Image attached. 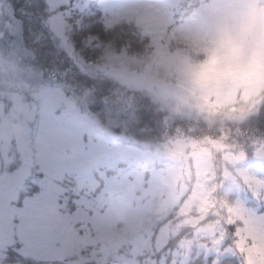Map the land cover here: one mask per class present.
Returning <instances> with one entry per match:
<instances>
[{
	"label": "rangeland",
	"instance_id": "1",
	"mask_svg": "<svg viewBox=\"0 0 264 264\" xmlns=\"http://www.w3.org/2000/svg\"><path fill=\"white\" fill-rule=\"evenodd\" d=\"M132 3L30 0L21 4L15 17L11 2L0 0V40L7 44L5 35L17 34L19 22L13 17L30 18L31 23L30 7L44 15L39 31L44 36H34L38 61L37 57L22 59V50L17 57L0 53V264H56L66 256L79 258L80 264H151L152 259H159L141 255L149 237L135 230L140 210L134 193L144 185L145 173L157 178L152 165L163 152L161 136L169 127V121L159 117L165 112L157 108L167 111L173 104L165 94H153L154 104L152 99L150 105L138 104V97L139 102L144 95L148 97L142 95L148 86L135 73L126 77L117 71L111 76L127 87L107 88L105 96L110 101L105 103L99 91L78 84L81 72H87L91 63L82 62L72 48V42L85 38L71 29V24H79L81 12L91 6L100 9L102 17L92 22L103 20L111 28L130 23L131 14L139 13L128 6ZM240 29L241 40L233 44L226 59L243 47L247 32L243 25ZM45 33L51 34V46L38 45L46 39ZM236 71L249 84L255 83L253 78L264 80V53L259 60L253 56L238 64ZM72 89L81 96L79 102L71 98ZM86 89L92 90L91 95H84ZM257 101L255 112L264 105V93ZM182 103L176 100V111ZM140 105L156 122L147 133H137V138L155 140L134 145L120 131L124 122L137 120ZM234 111L235 117L229 118L238 121L249 115ZM135 126H131L133 131ZM109 128L115 135L109 136ZM242 130L243 125L238 133L233 128L231 141L197 129L180 137L192 148L206 145L202 149L205 159L220 156L218 165L212 164L215 192L202 200L198 218L182 213L185 223L180 229L188 228L195 237L193 243L198 240L202 245L199 255L230 258L234 264H264V128L249 135ZM208 171L203 169L205 175ZM37 211L45 214L38 232L31 223ZM100 239L103 248L98 247ZM151 243L159 247L168 241L152 236Z\"/></svg>",
	"mask_w": 264,
	"mask_h": 264
},
{
	"label": "clouds",
	"instance_id": "2",
	"mask_svg": "<svg viewBox=\"0 0 264 264\" xmlns=\"http://www.w3.org/2000/svg\"><path fill=\"white\" fill-rule=\"evenodd\" d=\"M128 6L139 9L138 14H131L130 23L109 28L103 20L100 22L93 63L114 67L126 77L135 73V78L148 86L142 95L147 94L156 103L153 94H165L173 104L167 111L157 108L165 112L163 119L169 121L161 136L163 152L152 165L157 169V178L153 180L151 173H145L144 185L134 193L140 210L135 230L149 237L141 255L159 257L151 264H194L202 245L198 240L193 243L195 237L190 230L180 229L185 223L182 213L197 218L201 215L202 200L216 189L212 164L218 165L220 156L205 159L202 149L206 145L192 148L180 137L197 129L231 141L232 129L238 133L249 122L229 118L235 117L234 109L247 112L249 118L256 114L254 107L257 96L264 93V80L257 77L253 78L254 84L246 83L236 67L253 56L259 60L264 53V0H134ZM241 25L247 32L243 47L238 55L226 59L233 44L241 40ZM121 35L125 39L117 46V36ZM0 53L5 57L10 54L6 40H0ZM112 81L116 90L127 87L115 76ZM91 93L86 89L84 95ZM71 98L79 102L81 96L72 89ZM103 99L105 103L110 101L108 96ZM177 99L183 101L179 111L175 110ZM138 123L124 122L120 135L134 145L154 141L155 138H137V132L149 131L144 127L133 131L131 126ZM108 134L115 135L111 128ZM205 168L209 170L207 175ZM106 219L110 223V218ZM152 236L167 237L173 247L154 246ZM98 247H104L103 239L98 241ZM56 264L80 261L66 256Z\"/></svg>",
	"mask_w": 264,
	"mask_h": 264
},
{
	"label": "trees",
	"instance_id": "3",
	"mask_svg": "<svg viewBox=\"0 0 264 264\" xmlns=\"http://www.w3.org/2000/svg\"><path fill=\"white\" fill-rule=\"evenodd\" d=\"M9 1L11 2V5H12V7H11L12 13L15 14V17H16L19 9L21 8V4H23V3L25 4L26 2H28L30 0H26V1L25 0H9ZM39 7H42V6L39 5ZM91 7L87 8L86 13L81 12L82 13L80 15L81 19L78 21L79 24L78 23L74 24V25L71 24V29H74L77 32L76 33L77 36L78 35H84L85 36V38L83 39L82 42H78V41L72 42L73 43L72 48H73V51H75V53L77 54V56H81L82 62L84 61V63L85 62L91 63V65L88 67L89 70L87 72H81V75H80L81 81L79 80L78 84L82 83V86L92 87L93 90L99 91L100 92L99 97L102 98L107 94V91H105L107 88H109V87H112L111 89L115 88V85L112 81L111 73L112 72L115 73L116 70L110 69L109 67H105L104 65H97V64L93 63L95 47H96V45L94 44V41L96 40V33L100 30L101 23H100V21H97V22H92V21L95 18H101L102 12L98 8L91 9ZM30 9H31L30 12H33V15H32L33 21H31V23H30L29 22L30 18H26V17H24V18L20 17L21 21L19 19H18L19 20L18 21V20H16L15 17L12 16L13 19L15 20V22L16 21L19 22V25L17 24V26H16L17 34L13 35L11 33H7V35H5V36L9 40L8 47L10 49V55H14L15 57H17V56H19V54L22 50V55H21L22 59H26V57L27 58L37 57V61H38L37 49H36L37 43L35 41L34 36L38 35V34L40 36H44V33L42 30H41V32H39L40 29H42L40 19H43L44 15L40 14L39 11L33 10L32 7H30ZM47 32H51L49 30V28H48ZM45 35H46L45 36L46 39H42L38 43L39 46L41 44L47 45L51 42V40H52L51 34L45 33ZM47 35H49L50 37ZM49 39H50V42H48ZM124 39H125V37H123V36H117V39H116L117 46H119V44L122 43ZM33 46H34V48H33ZM42 49L45 50V48H42ZM47 63L48 64L50 63L49 60H46V64ZM23 65L24 64H22V65L19 64V66L21 68L25 67ZM77 69L79 70L80 67H77ZM98 72H102L103 76H99ZM82 73H83V75H82ZM93 95H95V94H93ZM133 99H135V98L133 97ZM140 99L141 98L138 97V101H137L138 104H143V105L149 104L150 105L151 100L148 97H146L145 95L143 97L142 102H139ZM139 107H140V110L138 108V111L136 113L134 112L135 117H137V120L139 121L137 126H135V129H138L141 127H144L146 129L152 128L153 123L156 122L155 117L151 116L149 113H145V111H143L144 106L140 105ZM134 113L132 112L130 117L133 118ZM255 113L256 114L250 116V118H249V115H246V117L242 119V121H245L246 119L249 120L248 124L246 126H243V130H242V131H246L247 134L251 131L260 130V129L264 128V105L258 107ZM159 117L163 118L164 114L163 113L159 114ZM157 123H158V121H157ZM145 133H147V131ZM142 135L147 138V136L145 134H142ZM32 193H33V191H31L30 193L27 192L25 194H32ZM12 251H13V249H12ZM213 263L214 264H234L236 262H234L230 258L215 260V258L213 256L205 257L203 255L197 256L195 258V261H194V264H213Z\"/></svg>",
	"mask_w": 264,
	"mask_h": 264
},
{
	"label": "snow or ice",
	"instance_id": "4",
	"mask_svg": "<svg viewBox=\"0 0 264 264\" xmlns=\"http://www.w3.org/2000/svg\"><path fill=\"white\" fill-rule=\"evenodd\" d=\"M15 15V14H14ZM45 214L42 211H37L32 217L31 223L35 231H39L41 225L44 223Z\"/></svg>",
	"mask_w": 264,
	"mask_h": 264
}]
</instances>
